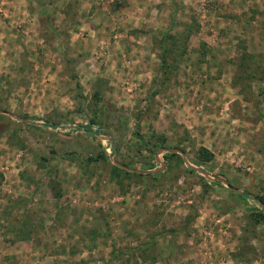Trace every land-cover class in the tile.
Here are the masks:
<instances>
[{
  "label": "rangeland",
  "instance_id": "rangeland-1",
  "mask_svg": "<svg viewBox=\"0 0 264 264\" xmlns=\"http://www.w3.org/2000/svg\"><path fill=\"white\" fill-rule=\"evenodd\" d=\"M260 197L264 0H0V264H264Z\"/></svg>",
  "mask_w": 264,
  "mask_h": 264
},
{
  "label": "trees",
  "instance_id": "trees-1",
  "mask_svg": "<svg viewBox=\"0 0 264 264\" xmlns=\"http://www.w3.org/2000/svg\"><path fill=\"white\" fill-rule=\"evenodd\" d=\"M167 37H169V35L164 33L163 36H161V38L158 39V47H159V50H160L159 58H160V62H161L160 71L162 73V76H165V74L168 73V71H167L168 63L166 62L167 58L170 56L168 52L171 49H173V47H175V49L179 48V44H173V47H171V46L166 47L165 44H166ZM169 38L171 40L174 39L172 37H169ZM249 57H251V58L254 57L256 59V61L259 60V58H257L256 55L255 56L254 55H249ZM256 66L257 65L255 63L253 69L249 73L250 76H255L256 75V72H255ZM260 70H262V69H260ZM89 122L92 123L91 120ZM43 124L45 126H47V127H50V128H56L57 127L54 123H43ZM76 125H77V127H81L83 129H85L86 132L97 133V130L92 129L90 125H81L80 123H76ZM175 154H176L175 152H169V153H164V156L165 155L166 156L167 155L171 156V155H175ZM97 156L101 157L100 154L97 155ZM194 158H195L194 161L196 163H198L200 165H202V164L204 165V164L208 163L211 160L212 153L207 148H205L203 146H198L196 148L195 153H194ZM112 168H113L112 171H111L112 172V176L114 175V177L112 179L115 182H119V178L121 176L128 175V174H131V175H134V176H137V177L155 176V175L159 174V173L151 174L150 172L145 173V172H143L142 169H138L137 171L129 172L127 169L122 168L120 166H116V165H113ZM186 168H187V170L189 172H194L195 171L190 166H187ZM214 182L219 184V182L217 180L214 181ZM240 195H244L246 197H249V195L247 193H245V192H242ZM259 200H260L259 202H264L263 197H260ZM250 218H251L253 223H258V222H262V221L264 222V213H263V211L260 212V213H253V214L250 215ZM24 225L26 226V223ZM81 262H82V260H79V263H75V264H80Z\"/></svg>",
  "mask_w": 264,
  "mask_h": 264
},
{
  "label": "water",
  "instance_id": "water-1",
  "mask_svg": "<svg viewBox=\"0 0 264 264\" xmlns=\"http://www.w3.org/2000/svg\"><path fill=\"white\" fill-rule=\"evenodd\" d=\"M168 151H173V149H170V150H168ZM174 151H176V152H178V153H181V151H179V150H174Z\"/></svg>",
  "mask_w": 264,
  "mask_h": 264
},
{
  "label": "crops",
  "instance_id": "crops-1",
  "mask_svg": "<svg viewBox=\"0 0 264 264\" xmlns=\"http://www.w3.org/2000/svg\"><path fill=\"white\" fill-rule=\"evenodd\" d=\"M91 17V16H90Z\"/></svg>",
  "mask_w": 264,
  "mask_h": 264
}]
</instances>
